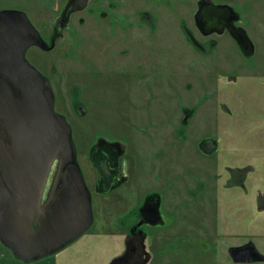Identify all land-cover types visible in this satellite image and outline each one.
Returning a JSON list of instances; mask_svg holds the SVG:
<instances>
[{
	"label": "rangeland",
	"instance_id": "1",
	"mask_svg": "<svg viewBox=\"0 0 264 264\" xmlns=\"http://www.w3.org/2000/svg\"><path fill=\"white\" fill-rule=\"evenodd\" d=\"M65 1L0 0V10L24 11L39 33L47 36ZM126 1L134 3L132 46L136 54L141 50L151 55V72L146 78H138V72L144 71L136 67L129 77L116 76L129 74L127 69L120 70L126 66L127 55L116 53L127 46L116 37L121 40L123 25L119 24V35H113L109 27L104 31L98 25L104 21L102 12L94 9L97 0H91L82 12L86 18L83 25L75 17L73 30L65 32V40H58L55 51L31 48L26 52L37 69L53 60L62 71L67 65L72 68L66 76L79 93L74 97L77 113L70 120L72 137L85 182L93 190L91 225L54 259L58 264H107L125 249L128 220L123 217L119 226L117 212L125 205L131 210L134 188L125 185L119 202L115 193L98 200L94 170L85 154L95 137L102 136L125 140L131 162L138 153L140 192L155 188L162 192L160 212L166 223L152 230L155 239L147 237L150 264H233L226 253L232 237L246 227L256 237L264 230V210L255 208L256 192L264 193V84L257 77H245V72L264 59L258 61L257 55L246 59L228 32L212 35V40L201 35L194 21L198 0ZM212 1L229 5L239 26L257 44V51L263 50L264 0ZM106 11L108 17L114 15ZM142 12L146 13L143 23ZM82 34L87 35L84 43L79 38ZM49 69L44 67L46 73ZM161 119L167 133L162 144L147 136L151 124ZM205 137L217 140L215 154L198 149V142ZM155 151H162L158 159L153 158ZM225 164L248 165L245 214L238 212V216L230 208L238 190L219 184L213 187L217 174L223 175L219 183L229 184ZM54 169L55 164L43 196ZM256 242L264 246V238ZM11 254L0 242V261Z\"/></svg>",
	"mask_w": 264,
	"mask_h": 264
},
{
	"label": "water",
	"instance_id": "2",
	"mask_svg": "<svg viewBox=\"0 0 264 264\" xmlns=\"http://www.w3.org/2000/svg\"><path fill=\"white\" fill-rule=\"evenodd\" d=\"M88 1L68 4L79 10ZM206 4L215 5L212 0L197 1L194 20L198 26ZM215 6L234 12L227 4ZM228 30L237 37L236 29ZM31 46L52 48L24 11L0 10V242L24 262L62 249L93 221L91 193L77 161L72 127L54 109L47 76L27 59ZM217 146L212 137L198 142L199 150L207 155ZM245 247L252 260H264L251 241L237 252ZM237 248L231 247V254Z\"/></svg>",
	"mask_w": 264,
	"mask_h": 264
},
{
	"label": "flooded vegetation",
	"instance_id": "3",
	"mask_svg": "<svg viewBox=\"0 0 264 264\" xmlns=\"http://www.w3.org/2000/svg\"><path fill=\"white\" fill-rule=\"evenodd\" d=\"M69 1L70 0H66L63 4H61L51 23L49 34L47 36H43L42 34H40L42 39L47 43L48 46L52 44V48L48 49L49 51H55L58 40H65V32L68 29L73 30L74 19L76 16L77 21L80 25H83L86 21V18L82 15V12L87 10V8L90 6L91 0L87 2L85 8L79 10L75 9L77 6L72 8V5L68 4ZM133 7L134 3L127 2L126 0H122L118 3L115 2V0H97L94 9H100L102 12L101 15L102 17H104V21L103 23L101 22L98 25L103 27L104 31L107 32L109 27L113 35H119L121 28L119 27V24L123 25V34L121 36V40L119 39V36L116 37H118L117 40L121 42L122 45L127 46L125 49H121L115 52L117 54L121 53L127 55V59L124 60L126 66H122L120 70L127 69V72L129 74H127V76L122 75L121 73L117 74L116 76L121 78L129 77L130 74L135 72L136 67L138 70L143 69L144 71L142 73L138 72V78H146L151 72V55H149V52L142 53L141 50L136 54V50H134L132 46L136 32V30L134 29L135 23L133 24ZM106 9L108 11H112L114 15L108 17L109 12H107ZM119 10L123 11V13H120ZM142 15H144L143 17L145 18L146 13L141 14L140 21L143 23L146 20L143 19ZM105 18H107L106 21ZM199 22V26L196 24V22L195 26L199 33L204 37H208L209 39H211L212 35L216 34L217 36L222 32H228L241 51L242 55L246 59H253L256 55L258 56V61L262 58L264 59V37L262 39L263 50L257 51V44L247 33L245 34L244 31L239 28L241 26H239L238 24V17L235 12H232L231 9L227 7H216L213 4H206L202 10ZM105 27H107V29ZM228 27H233L234 30L236 29L235 33L237 34V37L230 33ZM86 36V34H82L81 36H79L82 43L85 42ZM195 42L198 46H201L200 40L196 39ZM213 42L214 40L212 41V43ZM31 48L45 50L38 46H31L27 49V51ZM115 52L113 51L112 53ZM154 65V68H158L159 70L160 66H156V61H154ZM48 66L50 68V72L46 73L44 71V67L48 68ZM119 67L120 65L116 68L119 69ZM38 69L42 74L47 76L49 80L54 94L55 111L62 114L73 129L74 126L71 123V116L77 113V109L74 108V97L79 96V93L78 91H76V89H74L75 84L70 83V79L67 77L68 73L70 74L72 68L67 65L65 68H63L64 70L62 71V67H59L57 65V61L53 60L47 65H40ZM162 72L165 73L166 71L162 70ZM245 74V77L247 79L250 76L257 77L260 84H264V60L261 62V65H257L255 68H252L251 70L245 72ZM157 122L158 124H151V126L148 128L147 136L152 137L156 140H160V144H162L163 140L167 138V133L165 129H163L164 126L162 125V119ZM123 141L125 140H109L108 138L97 136L90 144V147L85 154L94 170V185L99 189V191L95 190L99 194L98 200L105 199L106 193H115L114 195L117 198V202H119L124 197L123 194L125 185L130 189V186H133L134 188L132 189L135 194V196H133L134 204L133 206H131V210L128 211L130 208L128 209L127 205L124 204L125 206H123V208L119 205L120 209H118L117 212V217L119 218V226L123 217H126L128 220V222H126L125 224V226L127 225L124 236L125 249L122 253L110 259L107 264H150L151 254L148 251L146 245L147 237L149 235H152V239H155V236L153 237L152 230H154L159 225L164 226L166 223V219H163L160 212L162 206V192L158 188L147 189L143 192H140L138 186L140 185L138 175V153L135 152V159L133 162H131L129 160V157L127 158L126 146ZM170 142L172 143V140H170ZM216 150L211 155L215 154ZM161 154L162 151H155L153 158L158 159V156H161ZM130 155L131 154H129V156ZM90 158H92V160ZM92 161L96 163V166ZM247 167V164H225L224 169L226 170L228 179L230 181L228 185H225V183H219V181H221L223 177L222 174L215 175V178L213 179L215 182L213 184V187L219 184L220 187H229L230 190H238L239 194L236 195L235 198H231L230 202V208L233 209L235 213L238 214V216L239 213L245 214L246 212L245 200L248 196V189L246 185L248 173ZM158 180L159 182L162 181L161 176ZM89 190L92 200L93 190L90 188ZM255 208L264 210V193L259 190L255 195ZM256 235H258V237H256L252 233L249 234L248 227H246L244 232H241L239 235L232 237L234 241L228 245V247L226 248V253L233 264H256L264 262V260H252L250 255L247 254V247L243 248L240 253L237 252V250H239L241 246L251 241L255 244L257 249L262 254H264V246H260V248L256 242L257 238H261V240L263 241L264 230ZM231 247L239 248H237L236 250H232L231 254ZM58 251L43 256L42 258L32 262H24L18 260L11 254L12 256H9V258L3 262L7 264H58V262H56V260L54 259ZM233 255L236 257V259L233 258Z\"/></svg>",
	"mask_w": 264,
	"mask_h": 264
},
{
	"label": "crops",
	"instance_id": "4",
	"mask_svg": "<svg viewBox=\"0 0 264 264\" xmlns=\"http://www.w3.org/2000/svg\"><path fill=\"white\" fill-rule=\"evenodd\" d=\"M0 264H7V263H4L3 261H0Z\"/></svg>",
	"mask_w": 264,
	"mask_h": 264
}]
</instances>
